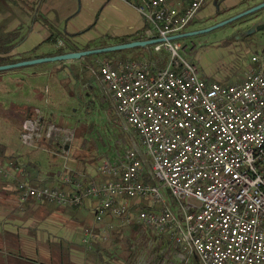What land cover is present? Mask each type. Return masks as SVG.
<instances>
[{"label": "built area", "instance_id": "1", "mask_svg": "<svg viewBox=\"0 0 264 264\" xmlns=\"http://www.w3.org/2000/svg\"><path fill=\"white\" fill-rule=\"evenodd\" d=\"M207 1L135 0L153 28L152 39L159 40L152 51L170 55L165 67L149 60H96L100 81L143 152L131 148L103 160L97 169L101 181L70 178L64 166L65 190L34 186L21 176L20 165L0 163V175L14 183L20 203L31 199L65 207L94 200L92 225L82 229L87 248L107 241L111 217L166 234L201 264H264V148L256 147L264 131V52L250 56L240 82L222 84L201 76L171 38L184 32ZM73 136L72 130L44 126L40 118H27L19 130L27 150L39 149L43 137L59 144L65 161ZM142 154L150 160L147 171ZM163 189L177 202L178 215L165 203ZM128 199H148L160 209L132 215Z\"/></svg>", "mask_w": 264, "mask_h": 264}, {"label": "rangeland", "instance_id": "2", "mask_svg": "<svg viewBox=\"0 0 264 264\" xmlns=\"http://www.w3.org/2000/svg\"><path fill=\"white\" fill-rule=\"evenodd\" d=\"M14 1L25 4L23 0ZM231 1L220 6H228ZM253 1L245 0L235 7L222 8L216 15H209V10L205 9L193 18L182 34L204 31L228 21L244 12L245 7L252 5ZM22 21V12L16 5L8 9L7 4L0 1V26L4 30L9 31ZM259 21H264V8L212 30L174 39L173 43L181 45L179 54L195 64L201 76H208L222 84L237 83L243 79V69L250 55L255 51L260 52L264 46V28L247 39L242 32L251 23ZM41 22L45 23L43 17ZM46 45L54 46L51 41ZM85 57L88 69L83 73L77 66L66 63L68 61L0 70V143L7 146L8 152L21 155L22 161L36 160L41 174L61 176L66 172L64 166L94 172L103 160L121 156L127 149L142 151L135 131L119 116L110 94L99 79L96 56ZM167 57L170 59L169 53ZM27 118H41L44 126L52 124L74 132L68 161L61 157L60 150L56 152L57 155L53 154L47 144L32 150L21 145L19 130ZM52 144L59 146L55 142ZM142 159L147 171L150 160L146 154H142ZM161 193L163 199L171 204L168 206L172 212L178 215V204L169 191L163 189ZM189 201L196 203L193 199ZM125 203L128 209L133 207V215L142 206L150 210L160 209V204L148 199H128ZM92 221L90 216L86 220L87 227L92 225ZM107 222L113 225L110 236L107 241L98 240L106 249L102 253L105 264H201L199 260L196 261L195 254H187L164 233L154 232L143 224L136 227L132 224L122 225L121 220L114 223L108 219ZM66 224L75 226L69 222Z\"/></svg>", "mask_w": 264, "mask_h": 264}, {"label": "crops", "instance_id": "3", "mask_svg": "<svg viewBox=\"0 0 264 264\" xmlns=\"http://www.w3.org/2000/svg\"><path fill=\"white\" fill-rule=\"evenodd\" d=\"M0 1L6 2L8 9L16 5L21 10L22 24L27 25L34 20L31 31L14 51L16 54H28L36 49L35 55L49 57L59 48L65 53L84 51L134 41H150L154 36L152 26L146 25L132 0H23L24 5L14 0ZM174 1L184 4V0ZM226 1L228 0H209L198 13L208 9L209 15H216L219 13L218 10L235 7L244 3L245 0H232L228 6L221 7L220 5ZM260 1L254 0L252 5L245 7V10ZM41 17L45 19L44 24L41 22ZM19 24L21 22L16 26ZM51 34L55 37V40L51 41L54 46L46 45L50 42L46 39ZM59 42L62 45H59ZM151 45L125 49L130 50L125 53V57L139 56L140 60L151 61L156 68H163V65L165 67L169 60L168 53L164 50L154 53ZM260 52H264V46L261 47ZM260 52L255 51L252 54ZM85 58L66 63L81 69L86 62ZM99 58L94 59L96 61ZM249 66L250 59L243 69L242 77ZM204 78L215 81L208 76ZM69 170L77 175L87 176V179L93 178L97 181L104 179L97 170L94 172H83V170L72 168ZM67 174L65 172L58 176V180L62 181ZM47 175L42 174V178ZM6 189L10 190L11 186H7ZM93 201H86L83 206L87 208L90 216ZM15 205H19L15 194L6 196L0 194V264H50L51 255L46 246L48 240L58 241L63 238L72 242H81L84 226L80 224L68 226L66 224L70 220L68 214L55 211L48 218L38 220L24 215L20 210L15 209ZM70 259L72 264H94L86 258L84 252L77 249L71 250ZM195 259L199 260L196 255Z\"/></svg>", "mask_w": 264, "mask_h": 264}, {"label": "trees", "instance_id": "4", "mask_svg": "<svg viewBox=\"0 0 264 264\" xmlns=\"http://www.w3.org/2000/svg\"><path fill=\"white\" fill-rule=\"evenodd\" d=\"M132 1L135 2V0H132ZM187 1L188 0H184V5L187 4ZM263 1L264 0H261L259 3ZM203 5H205V3H203ZM203 5L201 6V8L203 7ZM251 7H248L247 9ZM33 24H34V20H32L27 25H24L21 23L9 31L4 30L2 28V25L0 26V65H6V64L16 63L19 61L48 56V55H42V56L35 55L34 53L36 52V49H33L28 54L14 53L16 48L25 40V38L31 31ZM146 25H150V23L146 22ZM54 40H55V37L53 34H51L46 39V41H54ZM86 50H89V49H86ZM128 51L130 50H119V51H113V52H106V53H101V54H96V55H90V57L93 58L94 56L99 57L100 55H102L103 57L110 58V60H112L113 63H117L116 60L117 61L119 60L120 61H127V60L140 61L139 56H133L130 58L125 57V53H127ZM64 53H65L64 50L60 48L56 50L55 52L56 55H61ZM54 55H51V56H54ZM86 64L87 63L83 64L82 68L80 69L81 73H83L84 71L88 69L85 66ZM93 64L95 63L93 62ZM97 73H98V69H97ZM41 122L43 124V119H41ZM37 143L39 146H45V144H47L46 146L51 148L52 151H55V152L59 151V146H55L52 143H49L43 137H41ZM22 158L23 157H21V155H16L15 153L8 152L7 146L0 143V163L4 165H7L9 163L13 165H20L21 176L24 179H27L30 184L34 186H48L51 188L56 187L60 190H65L67 188L68 186L67 184L63 183L62 181H59L58 178L52 174H48L47 177L42 178L39 163L30 161V160L22 161L21 160ZM69 176L70 178L78 177L77 174L71 171L69 172ZM83 180H88L87 176H85ZM146 180H149V179H146ZM7 186H11V189L7 190L6 189ZM12 193L15 194L18 198L19 192L16 189L14 183L8 182L2 175H0V194L6 196ZM83 206L84 204L80 206L62 207L55 203L40 202V201L30 199L23 203L19 202V205H15L14 207L17 210H20L21 213H23L24 215L31 216L32 218H36L38 220H44L48 218L55 211L66 213L70 217L69 223H73L75 225L80 224L84 227H87L88 225H87L86 220L90 217V213L88 210H86L87 208ZM140 209L150 210L148 207H143V206ZM133 210H134L133 207L129 209L131 214L132 213L134 214ZM91 216L93 217V214ZM108 219L112 220L114 223H117L120 221V218L112 219L111 217H107V220ZM130 224H132V226L141 227V224L135 221H132ZM99 243H100L99 241H96L92 244L91 248H87L81 242H72V241H69L63 238L58 239V241L48 240L46 242V246L51 255L50 264H72L71 259H70V252L72 249H77L79 251L84 252V254L86 255V258L92 263L100 262L102 264H105L102 258L103 256L102 253L105 252L106 249L102 247Z\"/></svg>", "mask_w": 264, "mask_h": 264}, {"label": "water", "instance_id": "5", "mask_svg": "<svg viewBox=\"0 0 264 264\" xmlns=\"http://www.w3.org/2000/svg\"><path fill=\"white\" fill-rule=\"evenodd\" d=\"M263 8H264V1L253 6V7H251V8H249V9H246L244 12L237 15L236 17H233L232 19L225 21V22H223V23H221L215 27L209 28V29L204 30V31H197V32H190V33L181 34L178 36H174L171 39L174 40V39H177L180 37L193 36V35H197L199 33H203L205 31L212 30V29L217 28L223 24H226L232 20L244 17L248 14H252V13H254L260 9H263ZM259 29L260 28L254 29L253 27H251L250 29L246 30V34L251 35ZM155 42H159V40H153L152 39L150 41H134V42L124 43V44L113 45V46H109V47L90 49V50H84V51H76V52H68V53H64L61 55L41 57V58L19 61L16 63L6 64V65H0V70L12 69V68H16V67L27 66V65H32V64H39V63H43V62H51V61H68L69 62V61L79 60L85 56H90V55H96V54H101V53H106V52L125 50V49H130V48H135V47H145L146 45L153 44Z\"/></svg>", "mask_w": 264, "mask_h": 264}, {"label": "flooded vegetation", "instance_id": "6", "mask_svg": "<svg viewBox=\"0 0 264 264\" xmlns=\"http://www.w3.org/2000/svg\"><path fill=\"white\" fill-rule=\"evenodd\" d=\"M251 27H253L254 29H258V28H264V21H259V22H256V23H251L249 26H247V28L245 30H243V34H244V38L247 39V38H252V34L251 35H247L246 34V30L250 29ZM259 29V30H260ZM255 33V32H254ZM252 41H254V39H252Z\"/></svg>", "mask_w": 264, "mask_h": 264}, {"label": "bare ground", "instance_id": "7", "mask_svg": "<svg viewBox=\"0 0 264 264\" xmlns=\"http://www.w3.org/2000/svg\"><path fill=\"white\" fill-rule=\"evenodd\" d=\"M257 148H264V131L260 132L258 139L256 140Z\"/></svg>", "mask_w": 264, "mask_h": 264}]
</instances>
